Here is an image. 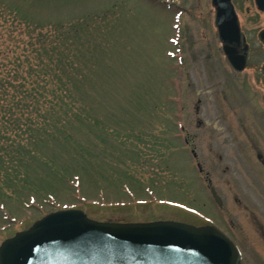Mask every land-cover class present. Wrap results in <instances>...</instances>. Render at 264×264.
Returning <instances> with one entry per match:
<instances>
[{"label":"rangeland","instance_id":"374dc122","mask_svg":"<svg viewBox=\"0 0 264 264\" xmlns=\"http://www.w3.org/2000/svg\"><path fill=\"white\" fill-rule=\"evenodd\" d=\"M213 20L210 0H0V68L36 84L43 128L0 180V244L77 208L105 222L211 219L240 264H264V178L236 153L264 145V88H239Z\"/></svg>","mask_w":264,"mask_h":264},{"label":"water","instance_id":"95a60500","mask_svg":"<svg viewBox=\"0 0 264 264\" xmlns=\"http://www.w3.org/2000/svg\"><path fill=\"white\" fill-rule=\"evenodd\" d=\"M222 52L234 70L243 57L231 50L238 32L231 0H211ZM264 10V0H257ZM215 201L220 200L212 190ZM235 243L213 226L173 221L104 223L80 210L48 214L0 244V264H239Z\"/></svg>","mask_w":264,"mask_h":264},{"label":"trees","instance_id":"16d2710c","mask_svg":"<svg viewBox=\"0 0 264 264\" xmlns=\"http://www.w3.org/2000/svg\"><path fill=\"white\" fill-rule=\"evenodd\" d=\"M6 54L0 52V57L6 59ZM40 74V68L34 67L32 76L36 79ZM37 91L34 82L11 80L9 73L0 68V180L5 174L16 175L23 158L19 152L30 153L33 138L41 139L38 134L42 122L34 116L39 108L42 111L41 100L32 96Z\"/></svg>","mask_w":264,"mask_h":264},{"label":"flooded vegetation","instance_id":"af4514ba","mask_svg":"<svg viewBox=\"0 0 264 264\" xmlns=\"http://www.w3.org/2000/svg\"><path fill=\"white\" fill-rule=\"evenodd\" d=\"M233 11L236 18V24L238 32L233 37L231 44V50L236 53L237 57H243L244 63L241 70L230 69L233 78L237 81L240 89L246 85H261L264 88V10H261L257 6V0H231ZM245 5L244 13L241 11L242 6ZM216 38L219 42L216 27ZM259 95L252 96L251 100H254V109L252 113H256L257 107L260 105L258 97ZM260 99L264 100V93L260 94ZM237 131L247 132L246 127L242 125L235 126ZM246 128V129H245ZM187 142V141H186ZM245 143V142H243ZM239 148V147H236ZM236 153L238 155L244 154L243 160L250 162L252 158L257 161L259 175L264 178V145L263 143H245V147H240ZM244 151V152H242ZM218 160H221V156H218ZM258 175V174H257ZM258 175V176H259ZM259 178L261 179V177ZM206 176L204 175V178ZM255 233L264 243V227L260 223H254ZM221 230L226 232L232 238L224 228L223 224L215 222ZM234 239V238H233Z\"/></svg>","mask_w":264,"mask_h":264}]
</instances>
